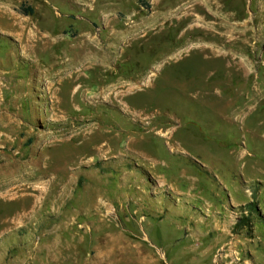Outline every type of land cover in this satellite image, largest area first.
Segmentation results:
<instances>
[{"label":"rangeland","instance_id":"rangeland-1","mask_svg":"<svg viewBox=\"0 0 264 264\" xmlns=\"http://www.w3.org/2000/svg\"><path fill=\"white\" fill-rule=\"evenodd\" d=\"M0 264H264V0H0Z\"/></svg>","mask_w":264,"mask_h":264},{"label":"trees","instance_id":"trees-1","mask_svg":"<svg viewBox=\"0 0 264 264\" xmlns=\"http://www.w3.org/2000/svg\"><path fill=\"white\" fill-rule=\"evenodd\" d=\"M23 11L27 14H30L32 12V9L29 6H26L23 8Z\"/></svg>","mask_w":264,"mask_h":264}]
</instances>
